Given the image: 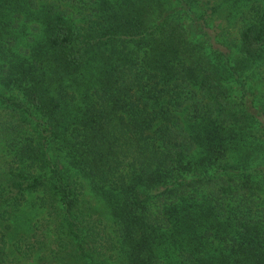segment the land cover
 Here are the masks:
<instances>
[{
	"label": "trees",
	"instance_id": "1",
	"mask_svg": "<svg viewBox=\"0 0 264 264\" xmlns=\"http://www.w3.org/2000/svg\"><path fill=\"white\" fill-rule=\"evenodd\" d=\"M263 84L264 0H0V264H264Z\"/></svg>",
	"mask_w": 264,
	"mask_h": 264
},
{
	"label": "rangeland",
	"instance_id": "2",
	"mask_svg": "<svg viewBox=\"0 0 264 264\" xmlns=\"http://www.w3.org/2000/svg\"><path fill=\"white\" fill-rule=\"evenodd\" d=\"M30 29V30H29ZM28 35L29 36H34L35 35V32H33V29H31L30 27L28 28ZM33 38V37H32ZM28 42V41H27ZM26 45V43L25 44H22L21 46H25ZM263 87H264V84H263Z\"/></svg>",
	"mask_w": 264,
	"mask_h": 264
}]
</instances>
